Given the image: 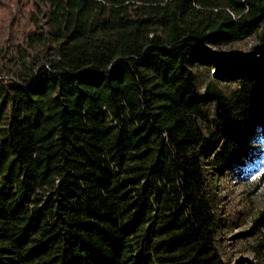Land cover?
Wrapping results in <instances>:
<instances>
[{
  "label": "trees",
  "instance_id": "16d2710c",
  "mask_svg": "<svg viewBox=\"0 0 264 264\" xmlns=\"http://www.w3.org/2000/svg\"><path fill=\"white\" fill-rule=\"evenodd\" d=\"M261 140L264 0H0V264H241Z\"/></svg>",
  "mask_w": 264,
  "mask_h": 264
},
{
  "label": "rangeland",
  "instance_id": "374dc122",
  "mask_svg": "<svg viewBox=\"0 0 264 264\" xmlns=\"http://www.w3.org/2000/svg\"><path fill=\"white\" fill-rule=\"evenodd\" d=\"M252 43L253 40L250 39L241 43L240 47L249 48ZM257 148L263 155L251 172L255 176L254 180L231 177L221 180L218 184L223 197V212L227 217L226 222L230 224L225 234L226 239L222 242V251L227 259H231L232 262L240 261L241 264H252L257 261L264 264L256 252L259 230L243 235L249 231L253 219L264 204V181H261L264 174V140L258 142Z\"/></svg>",
  "mask_w": 264,
  "mask_h": 264
},
{
  "label": "clouds",
  "instance_id": "9594fccd",
  "mask_svg": "<svg viewBox=\"0 0 264 264\" xmlns=\"http://www.w3.org/2000/svg\"><path fill=\"white\" fill-rule=\"evenodd\" d=\"M243 178L251 181L255 179V176L253 174H249L248 176H245Z\"/></svg>",
  "mask_w": 264,
  "mask_h": 264
}]
</instances>
